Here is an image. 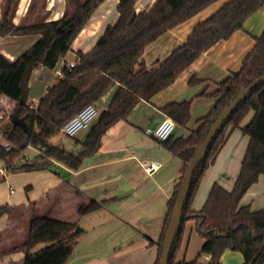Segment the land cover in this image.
I'll return each mask as SVG.
<instances>
[{"label": "trees", "instance_id": "trees-1", "mask_svg": "<svg viewBox=\"0 0 264 264\" xmlns=\"http://www.w3.org/2000/svg\"><path fill=\"white\" fill-rule=\"evenodd\" d=\"M105 0H67L71 12L52 21L33 24H14L13 16L18 0H6L0 18V37L39 35L36 42L15 60L0 53V113L3 102L13 108L1 120L4 138L14 148L4 149L0 142V165H7L10 173L38 170L56 171L57 164L77 171L84 158L91 154L105 130L117 121L126 120L133 107L141 100L148 101L171 85L204 52L220 41L243 29L245 20L264 6V0H231L216 13L198 23L185 42L175 48L157 68L147 70L141 61L146 48L167 31L184 23L217 0H156L152 6L136 12L137 0H118V19L105 27L93 48L75 52L74 66L62 68L61 76L50 84L36 104L28 99L29 79L33 69L53 70L65 58L77 35ZM255 44L242 61L238 72L230 74L216 90L208 94L217 100L212 109L200 119V126L187 138L159 143L184 162V172L167 202L164 223L157 241L154 264H159L162 243L167 230L178 190L186 168L209 129L227 105L253 80L264 74V29L254 38ZM201 81L191 77L189 86ZM114 86L116 90L108 107L101 112L81 143L82 150L74 155L53 145L49 139L61 127L89 104H94ZM198 96H206L204 92ZM191 100L172 102L161 108L165 116L177 126L185 127L190 120ZM249 112L252 119L241 122ZM239 129L248 137L240 171L232 190L214 183L206 201L198 211L191 209L201 178L224 144L231 130ZM38 147L42 153L31 161L19 162L28 147ZM264 173V83L253 89L237 107L218 132L205 159L196 169L190 192L184 205L179 232L171 248L168 264H199L197 260L176 262L184 225L193 221L197 235L203 240L199 255L210 256L208 264H221L225 250L239 252L243 264L264 263V208L252 211L240 206L248 188ZM102 202L92 201L83 213L100 209ZM10 212L7 205L0 207V217ZM84 231L76 223L60 221L44 215L32 214L28 222L22 264H67ZM39 243L46 246L32 252Z\"/></svg>", "mask_w": 264, "mask_h": 264}, {"label": "crops", "instance_id": "crops-1", "mask_svg": "<svg viewBox=\"0 0 264 264\" xmlns=\"http://www.w3.org/2000/svg\"><path fill=\"white\" fill-rule=\"evenodd\" d=\"M155 1L137 0L136 12L148 10ZM229 1L231 0L213 2L150 44L141 57L145 68L147 70L157 68L175 48L185 42L198 23L212 16ZM25 4V0H19L17 3L13 16V23L16 25L30 19ZM117 5L118 0H105L98 7L73 41L70 51L53 70L44 67L32 70L28 83L32 104H36L47 87L58 79L56 71L65 62H73L76 51L89 52L101 37L105 27L117 21ZM67 6V0H47L42 21L59 19ZM1 14L2 9H0V18ZM263 29L264 6L245 20L242 30L234 32L228 40L213 45L171 85L159 91L150 100L139 101L126 120L110 125L100 136L94 151L84 158L77 171L56 163L55 169L59 170L60 177L57 180L48 175V184H56L55 187L60 188L59 193L76 199V214L80 215L76 222L78 227L81 228L80 223L86 218V226H82L84 234L67 264L155 263L157 246L151 245L149 240L159 239L167 202L184 172V162L164 148L154 137L147 135L145 129L155 126L165 117L161 111L163 106L172 102L191 100L189 122L185 127L176 125L170 137L171 141L180 137L187 138L200 126V119L212 109L217 100L216 97L208 94L216 90L230 74L240 70L243 59L255 44L254 38L259 36ZM39 37L35 34L0 37V53L13 61L29 49ZM69 54L72 58H69ZM191 77H196L201 83L189 86L188 81ZM116 87L111 88L94 103L100 108V112L108 107ZM202 92L206 96H198ZM252 117L253 113L249 112L241 122V126L246 125ZM87 134L88 131L82 139L76 138V135L69 137L74 138L71 145H65L63 140L53 145H59L77 155L82 150L81 143ZM247 144L248 137L239 129L228 133L214 162L201 178L191 203L192 210L198 211L202 208L214 183L227 191L233 189ZM151 160L157 161L160 166L154 173L147 174L142 164ZM105 185L110 187L105 189ZM8 188L10 192L12 187L9 185ZM45 188L47 190L44 197L48 201L53 190L50 186ZM8 194L11 196V193ZM19 201L9 199L0 201V206L7 205L10 208L9 213L0 217V264H22L28 226L23 232H19V237H16L15 233L18 229L13 227L16 221L13 216L18 208L30 209L38 200H33L27 205L18 203ZM92 201L102 202L101 208L83 213ZM239 205L248 206L252 211L264 208V173L248 188ZM68 212L66 211V214ZM8 229L10 231L6 238L4 234ZM202 245L203 240L197 235L194 222H186L175 261L197 260L199 264H208L210 256L199 255ZM220 261L221 264L244 262L239 252L230 250L223 252Z\"/></svg>", "mask_w": 264, "mask_h": 264}, {"label": "rangeland", "instance_id": "rangeland-1", "mask_svg": "<svg viewBox=\"0 0 264 264\" xmlns=\"http://www.w3.org/2000/svg\"><path fill=\"white\" fill-rule=\"evenodd\" d=\"M19 1V0H18ZM26 4V12L27 15H29L30 19L25 22H20L21 24H33L37 22H41L44 17V8L47 4V0H25ZM3 0H0V9H4L6 6H4L6 0H4V4H2ZM25 3V2H24ZM16 9V8H15ZM66 12H71L70 7L67 6ZM69 58H72V55H68ZM29 101H31V96L28 95ZM13 103L9 101L3 102V111L6 114H9L13 108ZM97 111L100 112V108L97 106ZM93 124V123H92ZM88 129H84L79 131L76 134V138L82 139ZM50 143L56 144L59 143V140H63V143L65 145H71L74 141V138L66 137L64 134H62L61 130L59 133H57L55 136L51 137ZM59 146V145H57ZM60 147V146H59ZM42 153V149L38 147H28L25 151H23L21 154L23 155L19 162H25L27 160H32L35 156ZM52 176V178H55L58 180L60 177L59 170H56L55 172L51 170H38V171H31V172H16V173H9L6 175L4 179L0 181V201L1 200H7L10 201H19L18 203L22 204H29L33 200H38L34 204H32L31 208H18L14 214V218L16 219L14 226L17 227L18 231L15 233L16 237H19L20 233L23 232L26 227L28 226V220L31 214H39L44 215L52 219L60 220V221H66L71 223H76L78 221V217L80 215L76 214V202L75 198L71 196L62 195L59 193L60 188L55 187L56 184L51 183L52 185L48 184L49 176ZM51 181V180H50ZM12 187L13 192H9L8 186ZM45 186H50V192L52 193L49 196V200L46 201L45 199V192L46 188ZM105 189L110 187L109 185L104 186ZM49 191V190H48ZM8 193H11V196H9ZM40 199V200H39ZM47 202V205H46ZM46 206V208H45ZM1 207V206H0ZM66 211H69L66 214ZM84 219V220H83ZM82 222L80 223L81 229L82 226H86V218H83ZM7 232L4 234V236L7 238ZM20 232V233H19ZM45 243H39L36 246H34L31 251H37L43 247H45Z\"/></svg>", "mask_w": 264, "mask_h": 264}, {"label": "water", "instance_id": "water-1", "mask_svg": "<svg viewBox=\"0 0 264 264\" xmlns=\"http://www.w3.org/2000/svg\"><path fill=\"white\" fill-rule=\"evenodd\" d=\"M264 83V74L249 83L222 111L216 121L213 123L205 138L202 140L198 146L194 156L190 160L182 181V184L178 190L175 204L173 206L167 230L162 243V252L160 256L159 264H168L169 257L171 253L172 245L175 238L179 232L181 216L183 212L184 205L187 201L193 175L200 165V163L205 159L207 151L211 146L213 140L215 139L218 132L223 128L225 123L228 121L232 113L237 109V107L250 95L254 88Z\"/></svg>", "mask_w": 264, "mask_h": 264}, {"label": "built area", "instance_id": "built-area-1", "mask_svg": "<svg viewBox=\"0 0 264 264\" xmlns=\"http://www.w3.org/2000/svg\"><path fill=\"white\" fill-rule=\"evenodd\" d=\"M67 67L70 69L74 66V62H65L57 71V75L61 76V71L63 67ZM99 112L95 104H89L85 108H83L79 113L69 119L62 127L61 132L66 137H74L79 131L84 129H89L92 123L97 119ZM5 112L0 113V142L3 144L4 149L6 151H10L14 148V146L7 141L3 136V129L1 127V120L4 118ZM176 128V124L174 121L165 116L163 117L155 126L148 127L145 129V133L154 137L158 141H165L169 139L173 131ZM159 163L157 161L151 160L148 162H144L142 167L144 168L147 174L154 173L159 168ZM10 173L9 167L7 165H0V181L6 177L7 174ZM10 192H13L11 189Z\"/></svg>", "mask_w": 264, "mask_h": 264}, {"label": "bare ground", "instance_id": "bare-ground-1", "mask_svg": "<svg viewBox=\"0 0 264 264\" xmlns=\"http://www.w3.org/2000/svg\"><path fill=\"white\" fill-rule=\"evenodd\" d=\"M53 1V0H52Z\"/></svg>", "mask_w": 264, "mask_h": 264}]
</instances>
